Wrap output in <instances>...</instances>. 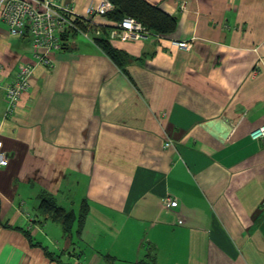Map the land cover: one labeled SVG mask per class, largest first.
<instances>
[{
    "label": "crops",
    "instance_id": "obj_1",
    "mask_svg": "<svg viewBox=\"0 0 264 264\" xmlns=\"http://www.w3.org/2000/svg\"><path fill=\"white\" fill-rule=\"evenodd\" d=\"M56 1L86 18L105 0ZM147 1L178 28L112 41L126 73L82 38L45 66L0 18V264H139L149 246L157 264H264V142L250 136L264 125V0ZM23 65L34 73L11 116ZM45 200L87 207L81 233Z\"/></svg>",
    "mask_w": 264,
    "mask_h": 264
},
{
    "label": "built area",
    "instance_id": "obj_2",
    "mask_svg": "<svg viewBox=\"0 0 264 264\" xmlns=\"http://www.w3.org/2000/svg\"><path fill=\"white\" fill-rule=\"evenodd\" d=\"M112 9V4L105 0L98 7L89 8V16L84 18L75 14L74 8L59 5L56 0H0V18L8 26L9 34L19 39L29 37L34 57L45 66H52L53 54L63 50V39L76 31V17L92 23L91 18H104ZM115 26L110 32L111 41H140L149 35L145 27L135 19L125 18ZM100 34L101 30L97 29L95 35ZM78 35L88 37L95 43L89 31H79ZM178 48L190 51L193 45L191 42H181L178 43ZM33 73L34 68L31 65H23L15 80L7 86L5 98L9 115H15L22 96L30 89ZM250 136L255 141L264 142V125L253 130ZM170 145L169 142L167 146ZM8 164L9 158L3 150V143L0 142V166L6 167ZM163 204L167 210L179 207V201L173 197L165 198ZM183 223L184 220L180 219L179 224Z\"/></svg>",
    "mask_w": 264,
    "mask_h": 264
},
{
    "label": "trees",
    "instance_id": "obj_3",
    "mask_svg": "<svg viewBox=\"0 0 264 264\" xmlns=\"http://www.w3.org/2000/svg\"><path fill=\"white\" fill-rule=\"evenodd\" d=\"M113 9L110 10L104 18L115 24L122 22L125 18L135 19L140 22L149 33L147 37H169L173 35L178 28V19L173 15L167 13L161 5H155L147 0H108ZM76 31H73L69 36L63 39V50H67L68 42L71 39L76 38L79 34V31H89L93 36L95 43L105 55L112 59L122 70L126 73L125 66L130 57L123 51L116 49L112 45L110 40V32L116 26H99L93 25L91 21H86L81 17H76L75 20ZM100 29L101 34L96 36V30ZM46 200L43 204V209L50 214L53 213L56 221H60L66 234H69L73 229V223L78 221L79 231L81 233L84 226V219L88 212L86 207L83 213L77 217L73 212H67L61 207L55 205L54 202ZM29 237V234H27ZM32 243L33 247L38 246V244L33 243L32 238H28ZM149 253L146 258L141 260L139 264H157L156 263V252L150 246ZM46 251V249L44 250ZM48 258H51V254L45 252Z\"/></svg>",
    "mask_w": 264,
    "mask_h": 264
},
{
    "label": "rangeland",
    "instance_id": "obj_4",
    "mask_svg": "<svg viewBox=\"0 0 264 264\" xmlns=\"http://www.w3.org/2000/svg\"><path fill=\"white\" fill-rule=\"evenodd\" d=\"M76 38H82V39H84V40H88V41L91 42V43H94V41L91 40V39L88 38V37L78 36V37H76ZM69 263H70V264H74L75 262H74V260H70Z\"/></svg>",
    "mask_w": 264,
    "mask_h": 264
}]
</instances>
